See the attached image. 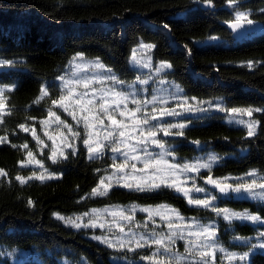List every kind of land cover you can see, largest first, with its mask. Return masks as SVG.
<instances>
[{"label": "trees", "instance_id": "1", "mask_svg": "<svg viewBox=\"0 0 264 264\" xmlns=\"http://www.w3.org/2000/svg\"><path fill=\"white\" fill-rule=\"evenodd\" d=\"M236 11L247 12L253 23L264 28V0H236L235 6H229L228 0H212V6L203 0H0V59L12 61L10 66H0V87L14 86L13 91H5V113L0 118V138L6 137L0 142V170L7 173L0 177V246L35 255L21 264H148L141 257L152 256L151 249L108 247L92 238L98 231L74 228L56 214L68 218L111 207L164 205L185 219L216 222L217 240L225 250L248 252L251 245L234 240L254 238L264 227L227 223L213 208L264 217V207L223 196L205 181L209 176L224 181L249 172L264 176V111L252 114L257 122L252 136L225 122L223 113L213 111L185 119L183 130L172 131L183 134L165 139L177 163L200 155L216 157L215 165L194 177L198 187L215 197L213 208L192 206L162 186L136 191L114 185L106 195L93 196V188L118 163L109 148L89 158L81 139L75 155L69 150L53 163L49 150L37 154L32 134L39 132L52 100L59 99L56 79L73 57L96 60L118 80L132 83L137 73L130 57L139 44L154 46L150 54L155 63L171 65L162 77L178 86L186 98L219 99L225 112L264 109V32L246 38L245 30L242 38L234 37L228 22L235 19ZM211 37L218 42L201 46ZM41 88L47 92L43 98ZM28 151L56 178L31 179L21 185L17 175L37 174L21 167ZM144 217L135 215L140 224L146 222ZM0 264L10 262L1 259ZM249 264H264V252L252 253Z\"/></svg>", "mask_w": 264, "mask_h": 264}, {"label": "rangeland", "instance_id": "2", "mask_svg": "<svg viewBox=\"0 0 264 264\" xmlns=\"http://www.w3.org/2000/svg\"><path fill=\"white\" fill-rule=\"evenodd\" d=\"M246 30V38L253 37L255 35H259L264 32V28L260 26L257 23H252V25H245ZM218 40L216 39H210L201 46L209 45V44H215ZM135 50V59L140 61L139 64H137L133 60ZM79 57L82 56H75L73 57L66 65L65 69L63 70V73L56 79L58 88H59V98L60 96L67 95V91L69 88L74 90V97L79 93L87 92L89 93L88 97H85V100L81 102V105H75L70 104L68 101H65V107H67V111L64 110L63 107H59L56 105H52L51 111L55 112L57 116L60 117V121L63 123H60L56 120V118L50 117L49 114L47 115V118L44 121V123H41V127L39 129V132L36 133L35 131H32L33 136L37 137L36 140L37 143V154L42 155L44 150H49L50 154H52L53 150L56 151L58 158H63L60 156V152L63 151L64 154L72 150V148L76 146L79 140L89 139L90 138V146L95 147L97 144H103L105 145L102 152L105 150V148H109L111 157L118 161L117 164H120L124 162L125 157L122 155L123 152H130L131 148L138 149L137 152L131 153L133 155L140 156L142 159L146 158L145 153L143 151H140V149L147 147L148 152L152 153L151 158H158L159 154L161 153V149L152 145L150 142L147 144H140L137 142L138 138L143 139L142 137H139V131L138 129L140 127H143L144 129L148 128H155L156 131V139L160 140L164 143V153L163 156L164 160H167L170 164H179L183 165L185 163L190 165H196L199 163H207L209 162V158L211 156H214L212 154L207 155H200L196 157L195 159L191 161H186L183 163H177L176 159L171 156L170 153V147L166 145L165 139L168 136H165L162 131L159 130V125H166L171 123H185L187 125V122L184 120L189 117H197L200 115L208 114L213 111H219L224 114V120L229 125L240 127L245 129L247 132L249 129L244 124H238L235 121L236 120H243V121H251L254 120L252 115L248 116L246 114H237L232 113L230 114L228 111H220L218 110V106L222 108L223 104L222 101L219 99H215L212 101H198L193 100L192 98H186L183 95L182 90L176 86L173 83L167 82L163 77V73L166 71V69L160 73L156 72V68L160 65V63H155L152 60L150 50L142 48L141 44L136 46L131 54L130 57V66L133 68L137 73V78L132 83H124L121 81V83H115L111 79L102 80L101 82L97 83V78L102 77H110L115 76L113 72H108L106 68L99 69L96 67V60H89L82 57L80 59ZM147 63L148 67H143L142 65ZM117 79V77H116ZM85 80L91 81L89 87L86 89L83 87V82ZM118 80V79H117ZM146 80L147 83L141 84L139 81ZM120 81V80H119ZM45 89V88H44ZM104 89H114L116 91L124 92L125 94L129 95V103L128 108L134 109L136 105L131 103V99L134 97L135 99L141 101V112L137 114V117L139 119L144 118V114H152V109L156 108L157 112L155 113L156 116H160L161 110L166 109H175L176 111H182L183 114L180 116H164L162 119L158 120H150L148 125H137L132 122V118L129 117V115L126 113L125 116H120L119 112H114L115 118L120 121L123 120L124 123L127 125L126 128H120L116 129L115 126L108 127L109 120L104 117L103 113L99 112V108L97 107L95 112L99 113L100 117L104 120V125L101 126L97 120L94 119L95 113L87 111V108H90L92 106L86 105V100L88 98H91L93 90H96L95 95L97 97L95 103L96 105H99V94L100 90ZM45 95L41 93L40 98H43ZM109 101L111 100V97H106ZM187 100L188 103L185 104L184 101ZM148 102V103H145ZM203 102V103H200ZM180 105H183V109L180 107ZM121 109L123 108V105L120 106ZM191 108V111H188L187 109ZM201 109H204L201 111ZM5 113L4 105L3 107H0V118L2 114ZM49 113V110H48ZM253 114V113H252ZM75 117V119L73 118ZM85 117H88L87 123L89 124V128L86 130L85 128ZM67 125L68 127H65ZM255 131L257 128V123L254 126ZM70 129L72 132H78L80 133L79 136H73L72 132H70ZM99 130V131H98ZM178 129H172L171 131H175ZM109 131H112L114 136L118 139L124 140L129 147L125 148L123 145H121V152L120 153H113L111 151V141L104 140V136L107 135ZM119 131H125V137L121 138L118 137ZM255 133V132H254ZM170 136V135H169ZM51 137V139H50ZM38 140L40 141L38 143ZM66 145H71L72 147H66ZM84 145V143H83ZM84 147L87 150V147L84 145ZM88 152V150H87ZM101 154H92V158H96L100 156ZM88 157H90V154L88 152ZM36 161L38 160L35 156L28 157L27 162L25 163L26 166L37 171V175H40L44 172V169L41 168L39 165L36 164ZM217 159L215 162L212 163L211 167L216 164ZM41 162V161H40ZM42 163V162H41ZM136 163L137 169H142L143 164L139 161H132L128 160V167L124 169V172H118L116 168H114L110 174L107 176H112L113 173H115V177H113V180H105L104 185L99 187V191H103L104 187L111 184V187L114 185L121 186V183H131L135 184L139 182V178L143 177L144 179L148 178V174L153 172L152 169H147L144 172H140L137 170H133L131 168V164ZM207 169H199V171H186L182 174H178V176H169L167 179L169 182H173L176 185H179L182 190H189V196L186 198L185 195H183V192H178L175 187H167L172 189L177 194L181 195L185 198V200L188 202L189 198L195 200V199H209L212 197V195L207 192H196L193 188V184H195V187H198L195 183L194 177L200 172ZM125 174H128L130 177L134 176L137 179H127L126 181H121V183H116V177L123 176ZM248 174V173H247ZM243 175L237 178H243L244 182L250 183L252 180H257L258 183H264V176L257 174L256 176H248ZM186 181V182H185ZM232 182H238L236 178H229L227 180ZM156 182H159V178H156ZM162 187H166L164 185H161ZM110 187V188H111ZM122 187V186H121ZM108 188V189H110ZM127 188V187H126ZM134 189V188H132ZM254 191L261 192L264 191L259 188H255ZM230 196L232 199L235 200H246L249 202H256L259 203L264 207V200H261L259 198H253L250 196L247 192L241 191L240 193L228 191L227 194H222ZM189 204V202H188ZM192 206H197L195 204H190ZM216 205V201L213 200L211 205L208 208H213ZM201 208H205L203 206H198ZM158 207H137V209L134 212H130L131 207H111V208H104L97 210V214L95 216H91L92 211L89 212V216L77 215L83 217V219L80 221L81 223H87L89 219H94L97 223V225H103V229L101 227H81L85 229H90L92 231H98L99 234L95 236H107L108 240L111 241L114 245L117 243V238H122L126 242L129 239H132L134 236L136 239H139L141 236L144 237L148 241V244L141 248H149L151 249V254L154 252H158V256L165 257L166 264H175L176 256L179 255L181 257L180 264H191L192 261H198L200 257L196 255V252L204 251L202 248H196L193 249V254L189 255L185 252V247L188 245V247H191L192 245L189 244V241H196L197 243L204 240V236L201 235L199 237L197 236H189L188 232L193 231L196 232L198 230V227H209L211 230L215 231V239L214 244L216 245L217 249H224L221 244L217 240V224L216 222L210 221L206 223H201L194 219H185L181 215L182 219H179L176 217L174 213L168 212L165 208H160L159 211L161 215H163L165 218L161 219V215H152V218L149 219V212L146 211H140V209H152L156 210ZM167 208L172 209L167 206ZM113 210H123L126 215L131 214L133 216L132 221H127L123 219L120 216L113 217L110 215V212ZM230 212H237V213H244L246 211H234L228 209ZM142 214L144 217V224H140L136 221L135 215L136 214ZM249 213V212H247ZM218 217L223 219L225 222H239V223H248L251 225H258L261 227H264V223H261L259 221L253 222L251 220L247 219H231V220H225L223 214H217ZM256 215L261 218V220H264V217H261L257 214ZM77 216L68 217V218H75ZM62 221V220H61ZM172 222L176 227L172 229L171 231H175L178 234L182 233L183 238H174V242L169 244V241L165 239L164 243L168 244L171 248L170 253H165L163 251V248H159L151 242L156 239L157 237L155 235H152V233L157 234H163L165 237L169 234V229L167 227L168 222ZM64 222V221H63ZM65 223V222H64ZM66 224V223H65ZM147 224L150 225V227H147ZM68 225V224H67ZM189 225H191V228H189ZM124 229V233H127L128 235H125L124 233H121L119 231L120 228ZM75 228V227H74ZM264 232V230L260 231V233ZM260 233L258 236L254 238H246V239H235L234 242L241 245H258L260 243H264V236H260ZM99 242V241H98ZM100 243V242H99ZM104 244V243H101ZM107 246V244H104ZM151 245V246H149ZM133 249H140L135 246V244L132 245ZM114 249H119L118 246L111 247ZM127 249V247L123 248ZM128 250V249H127ZM133 250V251H134ZM225 250V249H224ZM255 251H261L264 252V248L259 247H252L247 253L248 257L246 260L241 261L239 259H228L226 253H235L237 256L242 255L245 252H235V251H219L216 250L214 253L210 256H208L206 259L208 260V264H249L250 255L254 253ZM35 258V255L29 251H20V250H8L6 248H3L0 246V260L1 259H7L9 260L10 264H21L22 262L26 260H32ZM148 264H156V258L153 259V261H146Z\"/></svg>", "mask_w": 264, "mask_h": 264}, {"label": "snow or ice", "instance_id": "3", "mask_svg": "<svg viewBox=\"0 0 264 264\" xmlns=\"http://www.w3.org/2000/svg\"><path fill=\"white\" fill-rule=\"evenodd\" d=\"M203 2L208 5V6H212V0H203ZM228 4L229 6H235L236 4V0H228ZM248 13L247 12H242V11H236L235 13V19L232 21L228 22V26L235 32L238 31L239 29L243 28L245 25H252L253 21L251 19L248 18ZM165 27H167V25H165ZM211 39H216V37H211ZM142 48L151 50L154 46L151 44H141ZM80 59H82V57H79ZM133 60L139 64L140 61L135 59V50H134V55H133ZM12 64V61H7V60H3L0 59V66H10ZM143 67H148L149 65L147 63L142 65ZM251 62H249V67H251ZM96 67L99 69H104V65L100 64L99 62H96ZM171 65L168 63H161L157 68H156V72L160 73L162 71H164L165 69L170 68ZM108 72H111V69H107ZM106 79H111L113 82L115 83H121V81L117 80L115 76H110V77H102V78H97L96 82L99 83L102 80H106ZM91 81L85 80L83 82V87L84 88H88L90 85ZM139 83L144 84L147 83L146 80H141L139 81ZM14 87V86H13ZM13 87H0V107H3V103H4V94L5 91L7 92H11L13 91ZM96 90H93L92 96L91 98H88L86 100V105H90L92 107L87 108V111L95 113L94 115V119L97 120L99 122V124L101 126L104 125V120L100 117L99 113H96L95 110L98 107L99 108V112L104 114V117L107 118L109 120V125L108 127H112L115 126L116 129H120V128H126L127 125L124 123L123 120L118 121L115 116H114V112H119L120 116H125V114L127 113L129 115V117L132 118V122L134 124L137 125H148L150 120H158V119H162L164 116H180L183 114L182 111H176L175 109H166V110H161L160 112V116H156L155 113L157 112L156 108L152 109V114H144V118L143 119H139L137 117V114L141 112V101L135 99L134 97L131 99V103L136 105V107L134 109H129L128 108V103H129V95L125 94L124 92H120V91H116L114 89H101L100 90V94H99V100L100 103L99 105H96L95 101L97 99L96 95H95ZM41 93L43 95H47V92L44 88H41ZM89 93L84 92V93H79L74 97V90L69 88L67 91V95H61L60 98L58 100L54 99L52 100V104L59 106V107H63L65 111H67V107H65V101H68L70 104H75V105H81V102L85 100V97H88ZM106 97H111V100L109 101L108 99H106ZM193 100H195V98H192ZM148 103V102H145ZM185 104L188 103L187 100L184 101ZM203 103V102H200ZM121 105H123V108L121 109ZM180 107L183 109V105H180ZM188 111H191V108L187 109ZM204 109H201V111H203ZM218 110L220 111H225V109L220 108L218 106ZM228 111L230 114L232 113H237V114H246L248 116H251L252 113L255 112H260V111H264V109H252V108H247V109H241V108H232ZM49 116L50 117H55L56 120L60 123H63L62 121H60V117L56 115L55 112L49 110ZM75 119V117H73ZM85 128L86 130L89 128V124L87 123L88 117H85ZM238 124H244L248 129V136H252L254 135L255 132V124L257 123L255 120H251V121H243V120H236L235 121ZM41 123H44V121H41ZM187 125L185 123H171V124H166V125H159L158 128L160 131L163 132V134L165 136H169V135H182V131H178L176 133H173L171 130L172 129H179V130H183ZM65 127H68L67 125H65ZM21 128H23V125H21ZM25 131H27V129H24ZM99 131V130H98ZM139 131V137H142L143 139H139L137 140L138 143L140 144H147V143H151L152 145L160 148L162 151L159 154L158 158H151L152 157V153L148 152V148L144 147L142 149H140V151H143L145 153V157L146 158H141L140 156L137 155H133L131 153H135L138 151V149L136 148H131L130 152H123L122 155L125 157L124 162L120 163V164H115L114 163V168H116V170L118 172L123 173L124 169L126 167H128V160H132V161H139L143 164V168L142 169H137V165L136 163H132L130 166L133 170H137L140 172H144L147 169H152L153 172H151L150 174H148V178L144 179L143 177L139 178V182L135 183V184H131V183H121V181H126L127 179L131 178V179H137L136 177L132 176L130 177L128 174H125L123 176L120 177H116V183H121L122 187H127V188H134L136 191H153L159 187H161V185H164L166 187H175L176 190L178 192H183V195H185V197L187 198L189 196V191H191V189L189 190H182V188L179 185L174 184L173 182H169V180L167 179V177L169 176H178V174H182L186 171H199V169H210L211 165L213 162H215L216 157L215 156H211L209 158V162L207 163H199L196 165H190V164H183V165H179V164H170L168 163L167 160L163 159V156L165 155L163 149H164V143L161 142L160 140L156 139V129L155 128H148V129H144L143 127H140L138 129ZM70 132H72V130L70 129ZM72 135L75 136H79L80 133L78 132H72ZM125 131H119L118 133V137H125ZM35 139H38L37 137H35ZM51 139V137H50ZM4 140H6L5 138H0V142H3ZM104 140L106 141H111V151L113 153H120L121 152V145H123L125 148H128L129 145L121 139H118L114 136L112 131H109L107 133V135L104 136ZM40 141L38 140V143ZM84 145L87 147V150L90 154L89 158H92V154H102V150L104 148L105 145L103 144H97L95 147L90 146V138L89 139H84L83 140ZM195 143H199L198 141ZM13 147H16L15 145H12ZM25 148H27V144L24 145ZM66 147H72L71 145H66ZM72 154L75 155V148H72ZM28 157H33V153L31 151H28L27 153ZM56 156L57 153L55 150H53L51 156H49V159L52 160L53 163H56ZM60 156L64 157L65 154L63 151L60 152ZM66 158V157H65ZM36 164L39 165L41 168H43V164L40 161H36ZM26 166V164H24L23 162H21V167ZM7 173L3 170H0V177H4L6 176ZM248 176H256L257 174L255 172H249L247 174ZM113 177H115V173H113L112 176H107L104 177L101 181H100V185L97 186V188H93L92 190V195L96 196H104L107 194L108 188L111 187V184L107 185L104 187L103 191H99V187L104 185V181L105 180H113ZM51 178H56L53 176V174L51 173H47V170L45 169L43 173H41L40 175H37L36 173H32L31 176L25 178L22 177L20 175H17L15 177V179L21 184H25L27 182V180H31V179H38L41 180V182H43L44 179H51ZM156 178H159V182H156ZM229 178H225L224 181H217L212 179L211 176L208 177V179L205 181L206 183H210L212 185H214L219 192H221L222 194H227L228 191H233V192H237L240 193L241 191L247 192L250 196H252L253 198H259L261 200H264V191L261 192H256L254 191L255 188H259L264 190V183H258L257 180H252L250 183L248 182H244L243 178H236L237 179V183L235 184H230L227 182ZM186 182V181H185ZM193 188L196 192H203L205 191V189L200 188V187H195V184H193ZM215 199V197H211L209 199H191L189 198L188 202L189 204H195L197 206H203L205 208H208L212 201ZM29 206H33V202L31 200H29L28 202ZM160 208H165L168 212L174 213L176 215L177 218L182 219V217L179 216V213L176 212L175 209H169L167 208V206L161 205L158 206V208L156 210H152V209H140V211H146L149 212V219L152 218V215H161L159 209ZM137 209L136 205H132L130 212H134ZM214 211L217 212V214H223L224 219L225 220H231V219H247V220H251L253 222H261L264 223V220H261L260 217L256 216V215H251L247 212L244 213H237V212H230L228 209H217V208H213ZM97 214V210H92L91 216H95ZM85 216H89V213H85ZM110 215H112L113 217L116 216H120L123 219L127 220V221H132L133 216L131 214L126 215L125 212L123 210H113L110 212ZM56 218L60 219L62 221H64L66 224L75 227V228H81V227H101L103 229V225H97L96 221L94 219H89V221L87 223H81L80 221L83 219V217L81 216H77L75 218H65L62 216H59L58 214H56ZM165 217L163 215H161V219H164ZM167 227L170 230L169 234L167 237H165L163 234H157V233H152V235H155L157 238L154 239L151 243L156 245L159 248H163V251L165 253H170L171 252V248L168 244H165L164 241L165 239H167L169 241V244L174 242V238H183V234L180 233L178 234L175 231H171L172 229H174L176 227V225H174L172 222H168L167 223ZM189 228H191V225H189ZM119 231L121 233H124V229L121 227L119 229ZM125 235H128L127 233H124ZM189 236H204V240L207 242H199L197 243L196 241H189V244H191V247H188V245H186L185 247V252L189 255L193 254V249L196 248H202L204 249V251H199L196 252L195 254L198 255L200 257V259L198 261H192L191 264H208V260L206 259L208 256L212 255L214 253V251L219 250V251H225L224 249H217L216 245L214 244V239H215V231L211 230L209 227H198V230L196 232L193 231H189L188 232ZM260 236H264V232L260 233ZM93 239L99 241L100 243H104L107 244L108 247H116L118 246L119 249H123L125 247H127L128 251H133V247L132 245L135 244V246L137 248H141L144 247L145 245L148 244V241L146 239H144L143 236H141L139 239H136L134 236L132 237V239H129L127 242L122 239V238H117V243L116 245H114L111 241L108 240L107 236H93ZM237 240H240V237H236ZM151 246V245H149ZM251 247H259V248H264V243H260L258 245H251ZM227 258L228 259H239L241 261H244L247 259L248 257V253L245 252L240 256H237L235 253H226ZM156 258V264H166L165 261V257L163 256H158V252H154L152 254V256H144L141 257V259L144 260H148V261H153V259ZM181 261V257L179 255L176 256V261L175 264H180Z\"/></svg>", "mask_w": 264, "mask_h": 264}, {"label": "water", "instance_id": "4", "mask_svg": "<svg viewBox=\"0 0 264 264\" xmlns=\"http://www.w3.org/2000/svg\"><path fill=\"white\" fill-rule=\"evenodd\" d=\"M245 27V26H244ZM244 27L243 28H241V29H239L238 31H233V35H234V37H236V38H242L244 35H245V29H244Z\"/></svg>", "mask_w": 264, "mask_h": 264}]
</instances>
